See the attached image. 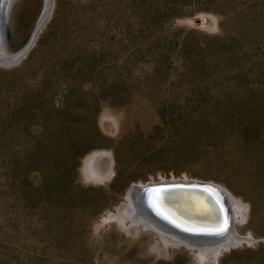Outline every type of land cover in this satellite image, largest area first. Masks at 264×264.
I'll return each instance as SVG.
<instances>
[{"label":"rangeland","instance_id":"374dc122","mask_svg":"<svg viewBox=\"0 0 264 264\" xmlns=\"http://www.w3.org/2000/svg\"><path fill=\"white\" fill-rule=\"evenodd\" d=\"M187 11L156 27L155 46L119 0H53L26 55L0 65V264H198L194 250H165L138 226L105 220L132 183L170 178L213 181L244 205L234 220L241 244L215 264H264L258 138L239 141L229 126L246 112L229 90L230 75L201 67L216 64L215 39L226 26L217 13ZM38 92L48 102L32 111L28 98ZM66 103L82 115L60 123ZM93 113L97 146L71 171L67 156H53L48 145L68 126L85 129ZM243 147L244 168L236 165ZM98 149L113 158L103 182L84 168ZM31 157L39 163L26 166Z\"/></svg>","mask_w":264,"mask_h":264},{"label":"water","instance_id":"95a60500","mask_svg":"<svg viewBox=\"0 0 264 264\" xmlns=\"http://www.w3.org/2000/svg\"><path fill=\"white\" fill-rule=\"evenodd\" d=\"M52 5L53 0H0L1 66L14 65L26 55ZM207 20L203 17L195 22ZM84 162L95 181L103 182L113 175V158L107 150L89 152ZM96 163H102V169L95 170ZM229 194L225 187L209 180L170 178L132 183L124 201L105 220L138 226L139 232L152 234L166 249L181 246L197 253L212 252L217 258L222 251L241 244L234 237L242 239L235 229Z\"/></svg>","mask_w":264,"mask_h":264},{"label":"trees","instance_id":"16d2710c","mask_svg":"<svg viewBox=\"0 0 264 264\" xmlns=\"http://www.w3.org/2000/svg\"><path fill=\"white\" fill-rule=\"evenodd\" d=\"M119 6H123L125 11L130 9L133 12L132 23L138 27L140 34L154 35L155 46L159 43L157 37L162 35L157 36L156 27H166L171 19L189 14L187 8L194 12L211 11L222 17L226 34L215 39L218 46L216 64L211 61L201 67L207 69L206 66L215 65L216 74L230 75L229 90L233 92V99L237 100L238 107L246 112H239L234 127L231 124L229 126L239 141L245 142L250 136L258 138L257 151L264 166V0H119ZM123 23L125 27H129L126 20H123ZM166 38L169 39V36ZM46 102L48 100L38 92L28 98L26 106L35 111L39 110L37 104ZM59 109L60 123L64 120L69 123L74 116L82 115L77 113L79 109L67 103ZM85 120L89 124L85 129L72 130L76 128L68 126L69 128H65L58 135V142L48 145L53 156H67L66 162L71 171L75 170L82 156L97 146L95 141L98 128L95 125L94 113L93 117L88 116ZM38 142L41 145L46 144L45 141ZM243 149V156L236 162V165L242 168L246 165L244 161L247 152L246 147ZM28 161L26 166L39 163L35 157L29 158ZM52 168L53 171L59 170L54 166ZM31 171L37 172L39 169L34 168Z\"/></svg>","mask_w":264,"mask_h":264},{"label":"bare ground","instance_id":"6f19581e","mask_svg":"<svg viewBox=\"0 0 264 264\" xmlns=\"http://www.w3.org/2000/svg\"><path fill=\"white\" fill-rule=\"evenodd\" d=\"M229 203H230V206H231V209H232L231 210L232 211V218L234 220H235V215L238 216V217H243L244 216V205L242 203H240V201L235 200L231 194H229ZM122 223H124V222H122ZM129 226H132V225L129 224ZM234 239L241 240V238H239V236L234 237ZM158 244H160V243H158ZM160 245L162 246V248L166 249L164 247L163 243H161ZM206 253H208V254H203V253H200V252L197 253L198 264H212V263L215 264L216 263V259H217L216 256L213 255L212 252H206Z\"/></svg>","mask_w":264,"mask_h":264},{"label":"flooded vegetation","instance_id":"af4514ba","mask_svg":"<svg viewBox=\"0 0 264 264\" xmlns=\"http://www.w3.org/2000/svg\"><path fill=\"white\" fill-rule=\"evenodd\" d=\"M95 167H97L98 169H100V168H99V163H96Z\"/></svg>","mask_w":264,"mask_h":264}]
</instances>
